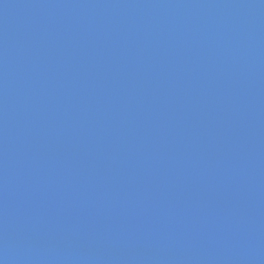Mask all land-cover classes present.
Masks as SVG:
<instances>
[{
	"label": "water",
	"instance_id": "95a60500",
	"mask_svg": "<svg viewBox=\"0 0 264 264\" xmlns=\"http://www.w3.org/2000/svg\"><path fill=\"white\" fill-rule=\"evenodd\" d=\"M0 264H264V0H0Z\"/></svg>",
	"mask_w": 264,
	"mask_h": 264
}]
</instances>
